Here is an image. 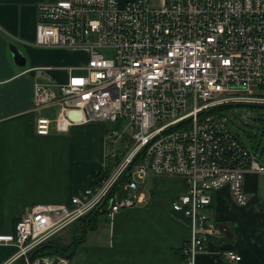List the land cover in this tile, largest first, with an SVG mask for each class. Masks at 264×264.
<instances>
[{
	"label": "built area",
	"instance_id": "2783aa9c",
	"mask_svg": "<svg viewBox=\"0 0 264 264\" xmlns=\"http://www.w3.org/2000/svg\"><path fill=\"white\" fill-rule=\"evenodd\" d=\"M29 45L87 56L67 69L64 83L58 68L27 71L38 136L108 123L120 132L106 130L102 174L82 194L33 206L12 234L0 235V245L17 249L10 262L34 264L39 246L93 211L104 212L111 227L122 210L146 203L148 181L174 177L185 187L171 210L189 221L191 233L182 256L195 264L218 229L208 216L211 195L227 188L244 206V176L264 174V150L247 148L221 113L226 106L264 108V0H56L37 6Z\"/></svg>",
	"mask_w": 264,
	"mask_h": 264
},
{
	"label": "crops",
	"instance_id": "0c3cea01",
	"mask_svg": "<svg viewBox=\"0 0 264 264\" xmlns=\"http://www.w3.org/2000/svg\"><path fill=\"white\" fill-rule=\"evenodd\" d=\"M54 2L0 0V235L12 234L33 206L61 205L82 194L97 179L106 157V131L97 124L72 127L66 134L36 133L33 75L27 71L58 68L54 75L62 80L63 72L87 60L85 53L29 45L35 42L37 6ZM12 46L22 53L25 66L14 59ZM42 115L54 118L56 112L44 110ZM147 184L146 203L122 210L111 227L99 226L97 217L67 264H186L182 248L191 237L189 221L171 210L185 186L174 177ZM243 190L244 206L234 202L227 188L211 195L208 216L218 229L195 264H264V174H246ZM65 230L69 245L75 240L73 230ZM58 235L67 245V236ZM225 251L240 261L229 262L221 255ZM16 252L14 246L0 245V264H19L10 262Z\"/></svg>",
	"mask_w": 264,
	"mask_h": 264
},
{
	"label": "rangeland",
	"instance_id": "374dc122",
	"mask_svg": "<svg viewBox=\"0 0 264 264\" xmlns=\"http://www.w3.org/2000/svg\"><path fill=\"white\" fill-rule=\"evenodd\" d=\"M85 61L86 60L82 58L80 60V63L83 64L85 63ZM61 75H62V80L59 79V81L62 83L67 82V74L65 75V73L63 72V74ZM221 113L223 115L228 116V118L231 119V121L229 122L231 129H233V131L237 133V135L239 136L243 144L247 146V148H249L252 151H257L260 149L264 150V123H260L252 120V118L257 116L264 117V108H260V107L251 108L246 106H226L221 110ZM97 125L101 126L103 129H105V131L115 129L117 130V132H120L119 124L108 123L104 125L102 124H97ZM124 145H125L124 143H120L116 145L117 153L123 150ZM109 148L110 147L108 145H105L106 155L108 154ZM147 185L148 184H146V186ZM98 218H99L98 219L99 226H103V227L107 226L108 223L104 216L103 217L99 216ZM66 236H67V230H65L60 235H58L57 238L64 239ZM63 241L66 244L69 241V236H67V239Z\"/></svg>",
	"mask_w": 264,
	"mask_h": 264
},
{
	"label": "trees",
	"instance_id": "16d2710c",
	"mask_svg": "<svg viewBox=\"0 0 264 264\" xmlns=\"http://www.w3.org/2000/svg\"><path fill=\"white\" fill-rule=\"evenodd\" d=\"M101 169L97 175V179L101 175ZM104 212L100 211H93L90 214L86 215L85 217L79 219L74 224H72L71 227L74 233V239L69 245H63L59 239H56V237H53L48 242L42 244L39 246L34 252V260L38 258H44V257H53V256H60L62 253L69 258L72 255L73 249L83 241L85 235L87 232L95 228V219L97 217L102 216ZM32 254V255H33ZM19 264H24L22 261H19Z\"/></svg>",
	"mask_w": 264,
	"mask_h": 264
},
{
	"label": "water",
	"instance_id": "95a60500",
	"mask_svg": "<svg viewBox=\"0 0 264 264\" xmlns=\"http://www.w3.org/2000/svg\"><path fill=\"white\" fill-rule=\"evenodd\" d=\"M11 52L13 53L14 59H16L19 62L22 61L23 66L26 65V60L23 57L22 53L18 50L17 47L12 46ZM252 120L256 121V122L264 123V117H254V118H252ZM34 256H35V253L32 255L31 260H34ZM52 258H53V260L51 261ZM63 258L64 259L67 258V256H65L64 253H62L60 256L44 257V258L35 259L34 264H60L62 262Z\"/></svg>",
	"mask_w": 264,
	"mask_h": 264
}]
</instances>
